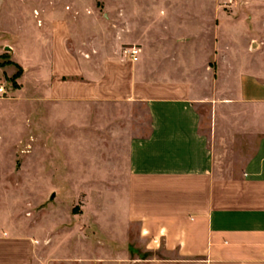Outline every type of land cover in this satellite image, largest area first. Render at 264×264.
<instances>
[{"label":"crops","instance_id":"crops-1","mask_svg":"<svg viewBox=\"0 0 264 264\" xmlns=\"http://www.w3.org/2000/svg\"><path fill=\"white\" fill-rule=\"evenodd\" d=\"M0 9L24 87L83 104L68 184L110 191L75 218L0 227V264H264V0Z\"/></svg>","mask_w":264,"mask_h":264},{"label":"rangeland","instance_id":"rangeland-1","mask_svg":"<svg viewBox=\"0 0 264 264\" xmlns=\"http://www.w3.org/2000/svg\"><path fill=\"white\" fill-rule=\"evenodd\" d=\"M12 17L0 9V84L8 90L0 97V227L16 222L27 228L37 217L43 223L56 214L78 217L85 197L110 191L74 189L68 184L80 178L73 172L79 168L66 163L62 139L83 137V104L36 98L24 87L20 80L24 69L14 58L15 33L7 29ZM50 146H55L54 157H49ZM39 180L55 182L58 188L34 183Z\"/></svg>","mask_w":264,"mask_h":264},{"label":"built area","instance_id":"built-area-1","mask_svg":"<svg viewBox=\"0 0 264 264\" xmlns=\"http://www.w3.org/2000/svg\"><path fill=\"white\" fill-rule=\"evenodd\" d=\"M133 60H137L138 59V52H139V47L136 45H132L126 48L125 50ZM8 94V90L6 88V86L1 83L0 84V97H3L5 95Z\"/></svg>","mask_w":264,"mask_h":264}]
</instances>
